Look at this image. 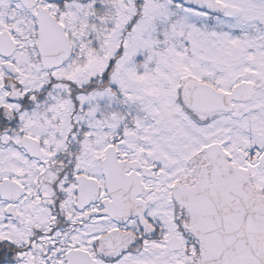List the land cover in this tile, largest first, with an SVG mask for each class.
<instances>
[{"label": "snow or ice", "instance_id": "6c2138e0", "mask_svg": "<svg viewBox=\"0 0 264 264\" xmlns=\"http://www.w3.org/2000/svg\"><path fill=\"white\" fill-rule=\"evenodd\" d=\"M0 264H264V0H0Z\"/></svg>", "mask_w": 264, "mask_h": 264}]
</instances>
